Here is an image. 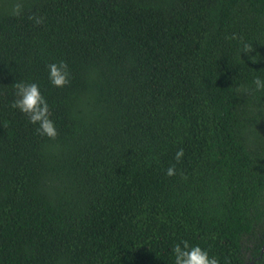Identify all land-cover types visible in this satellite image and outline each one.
<instances>
[{"label": "trees", "instance_id": "1", "mask_svg": "<svg viewBox=\"0 0 264 264\" xmlns=\"http://www.w3.org/2000/svg\"><path fill=\"white\" fill-rule=\"evenodd\" d=\"M257 75L264 0H0V264H173L181 240L264 264ZM18 82L55 138L12 107Z\"/></svg>", "mask_w": 264, "mask_h": 264}, {"label": "clouds", "instance_id": "2", "mask_svg": "<svg viewBox=\"0 0 264 264\" xmlns=\"http://www.w3.org/2000/svg\"><path fill=\"white\" fill-rule=\"evenodd\" d=\"M252 46L244 44L241 53L252 52ZM249 60L255 63L257 56H249ZM47 80L55 88H63L69 83L70 72L65 61H53L46 65ZM256 91H264V76L257 75L252 81ZM15 99L12 107L25 115L30 124L37 126V131L53 139L57 135L56 126L51 119L49 104L42 93L40 86L36 82H18L14 85ZM183 149L175 153V159L179 161L183 157ZM175 166H170L166 170V175L171 177L176 174ZM171 257L173 264H220L219 259L210 255L206 248L199 244H190L187 240L174 243L171 247Z\"/></svg>", "mask_w": 264, "mask_h": 264}]
</instances>
